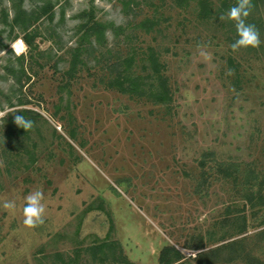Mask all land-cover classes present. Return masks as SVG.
I'll use <instances>...</instances> for the list:
<instances>
[{
    "label": "rangeland",
    "instance_id": "374dc122",
    "mask_svg": "<svg viewBox=\"0 0 264 264\" xmlns=\"http://www.w3.org/2000/svg\"><path fill=\"white\" fill-rule=\"evenodd\" d=\"M52 1L54 19L29 30L37 34L32 49L23 31L0 24V204L16 205L0 206V264H124L115 254L160 264L166 247L196 264L199 252L232 241L242 248L221 260L244 264L251 253L264 264V0L244 18L260 43L237 50L221 0H206L205 18L198 0L184 8L170 0ZM12 6L0 0V19L4 11L12 18ZM146 18L157 24L143 26ZM92 20L108 27L105 46L84 44L67 75ZM132 56L120 67L131 80L122 92L107 67ZM21 110L34 113L28 130L12 124ZM37 189L43 221L28 226L24 197ZM230 217L239 226L246 219L245 234ZM104 242L118 249L94 259L90 249Z\"/></svg>",
    "mask_w": 264,
    "mask_h": 264
},
{
    "label": "trees",
    "instance_id": "16d2710c",
    "mask_svg": "<svg viewBox=\"0 0 264 264\" xmlns=\"http://www.w3.org/2000/svg\"><path fill=\"white\" fill-rule=\"evenodd\" d=\"M23 1L24 0H17V1L12 0L13 16L11 19H9L7 12L4 11L2 18L0 19V24H2V26L5 28H9L11 33L16 28H19L21 31H23L24 35L22 37V40L30 49H32L34 47L37 34L34 31L29 32V30H31V28H33L37 22H39L43 17L47 15L50 20H53L55 17V12H54L55 4L53 3L52 0H40V1H36L35 4H33L29 9H24L21 5ZM56 1H59V0H56ZM170 1L171 3H173L179 8L188 7L191 2V0H170ZM221 1L222 2H221L220 11L223 13L229 10L231 7L235 6V4L238 2V0H221ZM261 1L263 0H250L251 7H250L248 16H251V10L258 9ZM198 6H199V15L204 18L207 17L208 14L212 10L206 0H198ZM248 16L245 17L246 20ZM141 24L143 26L153 28V25L157 23H154L149 18H146ZM82 27L86 29L83 32L81 40L77 43V46L75 47L73 51V63H72L71 68L67 71V75H70V76L75 72L76 70L75 68L77 66L76 64L81 62L80 58L83 55L82 51L84 50L83 48H85L84 44L87 43L90 46V48L94 50L95 48H100L102 46L104 47L106 43V30L108 27H106L104 24H102L99 21L92 20L90 21V23L87 24V26L83 25ZM0 47L6 48V46L3 44V41L1 39H0ZM86 50L87 49H85V51ZM20 58L21 57H18L19 60H21ZM134 59L135 57L132 56V57L124 59L123 62H120L121 58L120 59L118 58L116 62L109 64L107 67L110 74L118 73L117 74L118 76L114 77L115 81L112 84H115V86H117V88H119L122 92H125L126 84H127L126 82H129L131 80H130V77H128L129 75L128 70L126 69L127 75H125L124 74L125 71L121 72L120 67L124 64H127V65L131 64ZM147 59L149 63L151 64L153 73L159 76L160 65L158 62V57H156V55L154 54L153 49H149V54L147 56ZM6 71L8 72V74L14 77V81L16 84H19V85L21 84V78H19L17 72H15L12 69H6ZM122 76H125V77L122 78ZM159 80L161 83H163V79L161 77L159 78ZM163 86L165 88V85L163 84L161 88H163ZM126 90H130V88L128 87V89ZM167 94H168L167 91L164 89L163 93H158L157 97L159 98V100H165L164 96H167ZM14 113L15 114L20 113L24 115L25 118L28 115L32 116V114H34L33 111L31 110L14 111ZM28 119H31L33 121L32 117H29ZM11 121H13L12 124H14L15 127H18L14 123V119ZM19 129H22V128H19ZM218 169L222 170V168H218ZM226 223L230 224V226L232 227L234 226V223H236L237 235L240 236V235L245 234L247 226H246V219H244V217H243V223L240 226H239L237 217H235V219L230 217V219L226 220ZM241 245L242 244L240 243V241H232L226 244L225 246L218 247L207 253L199 252L197 257L194 260L196 264H232L238 258L230 257V259L221 260L219 255H221V252H225L227 250L236 251L238 246L242 248ZM116 249H118V246L115 243L104 242V243L93 246L90 249V252L95 259V257L98 256V254H103V256L106 257V254H105L106 251L112 252ZM197 249L198 248H194V250H197ZM113 257H114L113 260L117 263L129 264L128 261L125 258H121V256L116 257V254H115ZM182 259H184V257H182V255L177 250H175L172 247H166L162 250L160 254L159 262L160 264H177V263L182 264V262H180L182 261ZM242 259L245 262L244 264H260L259 259L254 257L251 253H247L244 257H242Z\"/></svg>",
    "mask_w": 264,
    "mask_h": 264
},
{
    "label": "clouds",
    "instance_id": "9594fccd",
    "mask_svg": "<svg viewBox=\"0 0 264 264\" xmlns=\"http://www.w3.org/2000/svg\"><path fill=\"white\" fill-rule=\"evenodd\" d=\"M250 0H238L235 6L231 7L227 13L226 18L234 22L237 38L231 44L233 50L240 48L255 47L260 43L259 33L254 25L245 23V17L249 15ZM225 17H222V19ZM14 123L23 130L30 129L33 126L31 119L25 118L20 113L14 114ZM24 204V224L34 226L43 221V214L45 206L43 204V193L40 190H35L28 193L25 197ZM3 208H15L13 200H5L0 204Z\"/></svg>",
    "mask_w": 264,
    "mask_h": 264
},
{
    "label": "bare ground",
    "instance_id": "6f19581e",
    "mask_svg": "<svg viewBox=\"0 0 264 264\" xmlns=\"http://www.w3.org/2000/svg\"><path fill=\"white\" fill-rule=\"evenodd\" d=\"M12 48L15 50L16 53L21 54L24 51L25 44L22 40H17L12 44Z\"/></svg>",
    "mask_w": 264,
    "mask_h": 264
}]
</instances>
